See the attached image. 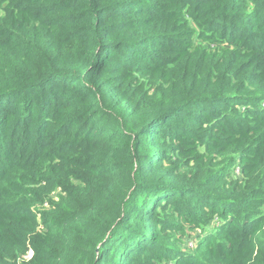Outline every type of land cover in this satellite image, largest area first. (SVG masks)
I'll list each match as a JSON object with an SVG mask.
<instances>
[{"label": "trees", "instance_id": "trees-1", "mask_svg": "<svg viewBox=\"0 0 264 264\" xmlns=\"http://www.w3.org/2000/svg\"><path fill=\"white\" fill-rule=\"evenodd\" d=\"M0 264H264V0H0Z\"/></svg>", "mask_w": 264, "mask_h": 264}, {"label": "rangeland", "instance_id": "rangeland-1", "mask_svg": "<svg viewBox=\"0 0 264 264\" xmlns=\"http://www.w3.org/2000/svg\"><path fill=\"white\" fill-rule=\"evenodd\" d=\"M198 234L199 233L197 230L192 231L188 227L185 229V234L184 231L177 230L176 236L180 238V241L179 243H177V246L182 249L185 248L188 250H192L195 247V242Z\"/></svg>", "mask_w": 264, "mask_h": 264}, {"label": "built area", "instance_id": "built-area-1", "mask_svg": "<svg viewBox=\"0 0 264 264\" xmlns=\"http://www.w3.org/2000/svg\"><path fill=\"white\" fill-rule=\"evenodd\" d=\"M32 257V250L29 249L26 254L22 257L24 260H29Z\"/></svg>", "mask_w": 264, "mask_h": 264}]
</instances>
